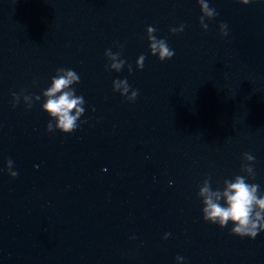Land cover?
Segmentation results:
<instances>
[{
	"label": "water",
	"instance_id": "obj_1",
	"mask_svg": "<svg viewBox=\"0 0 264 264\" xmlns=\"http://www.w3.org/2000/svg\"><path fill=\"white\" fill-rule=\"evenodd\" d=\"M0 264H264V0H0Z\"/></svg>",
	"mask_w": 264,
	"mask_h": 264
}]
</instances>
